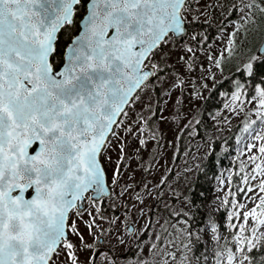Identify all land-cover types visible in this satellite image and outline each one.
I'll list each match as a JSON object with an SVG mask.
<instances>
[{
  "label": "snow or ice",
  "instance_id": "1",
  "mask_svg": "<svg viewBox=\"0 0 264 264\" xmlns=\"http://www.w3.org/2000/svg\"><path fill=\"white\" fill-rule=\"evenodd\" d=\"M197 7L193 0H0V264H56L61 252L78 264L71 235L83 243L95 220L81 228L72 219L80 213L70 210L89 190L98 195L109 180L130 179L121 175L126 141L145 144L136 123L155 116L153 93L159 101L172 65L192 53L193 41L182 42L197 35ZM221 7L264 12V0ZM68 30L61 47L59 34ZM236 71L243 82L233 85L234 99L251 74L261 105L253 111L264 112V47L250 50ZM254 138L264 141L259 132ZM255 167L264 175V166ZM257 205L244 218L259 227L264 197ZM241 245L252 248L251 236ZM217 264L238 261L228 250Z\"/></svg>",
  "mask_w": 264,
  "mask_h": 264
},
{
  "label": "rangeland",
  "instance_id": "2",
  "mask_svg": "<svg viewBox=\"0 0 264 264\" xmlns=\"http://www.w3.org/2000/svg\"><path fill=\"white\" fill-rule=\"evenodd\" d=\"M193 2L198 5L197 23H210L211 29L206 32L196 24L197 35H190L182 42L193 41L190 45L193 47L192 53L172 65V79L161 88L160 103L155 99L156 93H153L151 107L155 116L146 115L136 123L135 127L141 129L138 134L143 136L145 144L138 145L135 138L126 141L131 151L126 149L128 159L121 161L126 165L121 169V175L130 179L115 184L109 180L112 194L103 209L97 201L89 202L85 210L73 209L72 213H80L79 217L73 215L72 219L77 220L81 228L84 221L95 220V231L85 232L83 243L77 240L75 234L71 235L72 241L78 245V264H83L85 260L87 264H113V255L115 264H193V261L217 264L222 254L226 261L228 250L235 254L238 264H242V245L237 246L238 240L251 236L254 243L264 232V224L257 227V220L251 216L246 221L244 218V213L254 206L258 207L257 201L264 197L260 191V181L264 180V175L255 167L256 164L264 166V154L259 151V145L264 141L254 138L256 132L264 135V126L260 123L264 112L253 111L261 107L258 96H248V89H242L240 99H234L233 85L236 82L234 79L229 80L230 94L225 95L223 104L214 110L208 128L199 137L198 131L192 130V139L185 152L178 162L175 160L182 130L213 87L229 76L233 68H239L244 63L250 49L253 51L259 47L264 37V24H260L264 21V12L256 8L225 11L221 7L238 2L247 4L249 0ZM197 39L199 43L194 42ZM177 77L181 81L179 84L175 83ZM205 83L210 85L208 89L203 88ZM173 84L175 87H171ZM158 107L163 111H158ZM237 126V153L232 155L231 165L218 175L216 188L206 206L208 219L200 224L197 232L202 241L199 250L202 256L191 258L193 244L189 223L180 215H190L192 210L183 195L196 179L197 168L207 157L212 140L225 137ZM253 128L256 131H252ZM248 144L253 147L247 149ZM253 154L257 157L255 161L251 159ZM236 162L242 169H236ZM237 170L242 171L239 192L231 191L232 177ZM158 195L162 196L163 205L170 206L174 219H167L163 214L152 218ZM149 223L151 227L144 234ZM130 225H133V231L129 230ZM68 232H72L71 227ZM100 238L103 240L100 241ZM117 240L122 243L117 244ZM99 247L106 252L95 260V251ZM214 247L222 248L213 253ZM131 248H134L132 255L124 257ZM61 261L70 264V259L63 252L56 264Z\"/></svg>",
  "mask_w": 264,
  "mask_h": 264
},
{
  "label": "trees",
  "instance_id": "3",
  "mask_svg": "<svg viewBox=\"0 0 264 264\" xmlns=\"http://www.w3.org/2000/svg\"><path fill=\"white\" fill-rule=\"evenodd\" d=\"M197 24L206 32L211 29L210 23L200 22ZM70 34L71 30L60 33L61 47H63V45L68 41ZM236 69L237 67L233 68V72L229 76L225 77L224 80L218 82L213 87L207 98L192 117L191 121L182 130L175 158L176 162L181 159L182 154L187 148L189 140L192 139L191 131L194 129L197 130V137H199L200 133L204 129L208 128V123L214 110L223 104L224 96L230 94L231 85L229 80L234 79L235 82H243L242 77L239 75V72L236 71ZM256 83H259V81L257 80ZM244 89H248L246 91L248 96H256L254 84L251 82V74H249L248 82L244 83ZM237 137L238 126L233 128L225 137L215 138L212 140L211 149L207 154V157L197 168L196 179L192 183L194 187L191 190H187V192L183 195V197H187L186 199L192 210L190 215H180V217H184V219L189 223L190 239L193 244V247L190 251L191 258H198L199 256H202V252H199L202 241L197 232L200 230V224L208 219L206 206H208L212 193L216 188V180L218 175L221 171L226 169V167L231 165L232 155L237 153L235 150L237 145ZM235 166L236 169H242L241 165L237 162L235 163ZM240 172L242 171L237 170V172H235L232 177L231 191H240L239 186L241 185L242 179V175L240 177ZM160 214H163L167 219L170 220L175 218L173 217V214L170 210V206L165 204L163 205L162 196L158 195L156 197L155 206L152 210L151 216L154 218ZM217 223L220 224V221ZM150 227L151 223H149V225L145 228L144 234H147ZM218 248L222 247H214L212 252L216 253ZM133 250L134 248H131L124 254V257L131 256ZM242 252L244 257H246V259H242V264H264V232L253 243L252 248L248 249L246 248V245H242L240 256ZM96 259L97 258L95 256V260ZM193 264H201V262L193 261Z\"/></svg>",
  "mask_w": 264,
  "mask_h": 264
},
{
  "label": "water",
  "instance_id": "4",
  "mask_svg": "<svg viewBox=\"0 0 264 264\" xmlns=\"http://www.w3.org/2000/svg\"><path fill=\"white\" fill-rule=\"evenodd\" d=\"M262 47H264V40L260 44V47L259 48H262ZM27 194H30V191ZM88 194H90V198H92V199H96V200H99V199H108L111 196V188H110L109 184L107 183V185H106V191L103 192V193H100L98 195L95 192H93L92 190H89L87 193H85L83 200H79V199L77 200L76 203L78 205H81V207H78L79 210H82L85 207V200H86V196ZM72 210L73 209H71L70 211L72 212ZM130 230H132V227L130 228Z\"/></svg>",
  "mask_w": 264,
  "mask_h": 264
},
{
  "label": "flooded vegetation",
  "instance_id": "5",
  "mask_svg": "<svg viewBox=\"0 0 264 264\" xmlns=\"http://www.w3.org/2000/svg\"><path fill=\"white\" fill-rule=\"evenodd\" d=\"M91 201H97L100 204L101 208L103 209V207L106 205L107 200L106 201L105 200H92V199H90V197H87L86 202H85V208L83 210H85L87 208L89 202H91ZM102 240H103V238H100V241H102ZM104 252H106V251L102 247L97 248L95 251L96 258L98 259V257L103 255Z\"/></svg>",
  "mask_w": 264,
  "mask_h": 264
}]
</instances>
